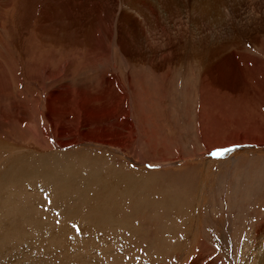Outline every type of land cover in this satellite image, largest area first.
<instances>
[{"label":"rangeland","instance_id":"rangeland-1","mask_svg":"<svg viewBox=\"0 0 264 264\" xmlns=\"http://www.w3.org/2000/svg\"><path fill=\"white\" fill-rule=\"evenodd\" d=\"M0 3V264H264V0Z\"/></svg>","mask_w":264,"mask_h":264},{"label":"bare ground","instance_id":"bare-ground-1","mask_svg":"<svg viewBox=\"0 0 264 264\" xmlns=\"http://www.w3.org/2000/svg\"><path fill=\"white\" fill-rule=\"evenodd\" d=\"M6 2V1H5ZM4 2V3H5ZM8 2V1H7ZM1 4V3H0ZM4 15V14H3ZM95 99V98H94ZM4 246H5V243H4V237H3V235H0V249H3L4 248ZM2 251V250H1ZM263 259H264V252H263V254L262 255H260ZM263 262H264V260H263Z\"/></svg>","mask_w":264,"mask_h":264}]
</instances>
